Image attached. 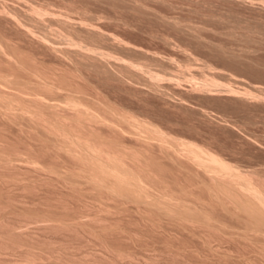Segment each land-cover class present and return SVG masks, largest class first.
Returning a JSON list of instances; mask_svg holds the SVG:
<instances>
[{
    "label": "bare ground",
    "instance_id": "1",
    "mask_svg": "<svg viewBox=\"0 0 264 264\" xmlns=\"http://www.w3.org/2000/svg\"><path fill=\"white\" fill-rule=\"evenodd\" d=\"M21 1L19 0V2H21ZM7 3L8 2H6L4 0L0 1V124H1V128H2V129L0 128V130H3L4 129L3 127H6V128L12 127L13 129H15L13 126L18 127L19 128V129L17 128L18 131L19 130L22 131L23 132L22 134H24V132H25V134L31 138L30 139L28 136H26L24 134L25 137L29 139V141H31V140L33 141L31 143H34V141H35L36 145L41 146L40 148L42 150H46V151L50 152V153L46 152V154L48 153L49 155L51 154V156L53 155L52 157H54L53 158L54 160L51 163L50 162L49 163L48 162L47 163H45V162L41 163L42 157L40 158L39 156H36V154L40 155L42 153V150L39 149L38 146H37L38 147L37 151H40V154L38 152L36 153V151L34 152V153H36L34 155L37 157V159H36V157L34 158V155H32V154H31V156H29L30 154L29 155L23 154V153H27L28 150H26L27 152L25 151V149L24 150L21 149L20 151L19 150L17 151L15 149H20L21 147L20 148L16 147L15 149L12 148L15 151L10 150L11 148H7L6 150H3V151L0 150V166L3 167V169L7 166L6 169H8V166H9V168H12L14 163H16V165L15 164L14 165L17 166V161H21V162L25 161L26 163L28 162V163H30V165L28 163L27 164L25 162L24 163L26 165H29V167H31V168L33 167L32 169L38 168V171L42 170L44 173L49 172V173H47L48 174L47 176H49V178L52 177L51 179H53V176H51L52 174L57 178L56 179L54 177L55 181H53L51 179L44 178V179H46V180H44V181H46V183L50 180V181H53V182L59 184V182L61 181L64 183L65 187H67V188L69 187L70 192H72V194L68 195L66 193L68 195V198H69V196H71V195L73 196V194H74L75 197H77L79 199V200L76 199V201L74 199V201L76 203H77V201L81 202L84 200L83 202H81V205H83L84 210H85V208L86 209L90 208V210H91L92 206L94 207V209L92 208L93 210L90 211V213L93 212L91 216L86 215L87 213L82 215L83 210L82 209H81L82 211L80 210V208H82L81 205H80V208H79V206L75 205L77 207V209L72 206L73 210H74V212L72 211V213H71L72 209L68 210L69 211L68 213L65 210H63V211H65V212H63L61 209L58 210V211H60V213H58L57 211H56L57 213H55L53 207H51V208H53V211L51 209L48 211L45 210L46 212L42 211L43 213H40L39 210L41 208H39L36 211L37 213L35 215H33L35 218L34 221H36V223H38V225L40 222H45V224L47 223V225L49 226L48 227L47 225H45L43 223V225H45V229L50 228L49 230H52V228H54L53 229L54 231L52 230L53 232H56L55 228H57V229H59L58 231H60V229H63V231H64V229H65V231H67V233H68L70 230H67V229L73 228L74 230H76V233L73 229L72 230L74 231L75 234H77L79 231V229H78L79 226H80L79 228H82V226L87 228V225H89V224H87V222L84 223L85 221L82 222L83 220L81 219L82 216L86 215V216L91 217V218L90 217L88 218L89 222L91 219L93 220V223L95 222L96 224H99V225H100V222H102V225H100V227H98L96 224H94L95 230H96V226L98 228L102 227L101 229H103L104 228L103 225L105 226V224H107V223H108L107 224L108 226H105L107 229H108V227L114 228L115 226L117 228L118 225L114 226L111 223L112 221L107 222V221L111 220V219L108 220L110 218L111 214L113 215V218H114V216L115 215L117 216V213H119L120 211L121 212H123V211L131 212L130 210H132V212H134L135 214L138 215L140 220L145 221V223L148 225V227L151 228V230H153V229H154V231L159 230L156 233L160 234L159 232H161V231H165V233L169 231V232H171V233L168 232L170 235L171 234L173 236L175 235L174 238H177L176 237L177 234H178L177 236L180 235V238L178 237L177 239H173L172 235H171V238H172V240L182 241V244H184V248H186V246L188 248V245H186L183 242L185 240L184 237L189 238L193 241L197 240V242L199 241L200 243H202L203 244L202 246H204L208 250L209 253L206 254V256H207L210 254V251L215 250L214 246L212 245V242L214 240L217 242L218 240H216V239H219V240L222 239L223 241H226L227 239H229V240H232L234 242L237 241L238 244L242 243V245H244V248L243 247L242 248L244 250H246V252H248L250 250L249 248H248L249 250L246 249L247 246L250 248L252 247L254 250L261 253L263 256V259H264V169H262L261 166H260L261 168L260 167L255 168L252 165H249L246 163H245V165H243L241 162L243 160H241L240 161L241 163H239L238 160L225 156L224 153L221 152V150H217L218 147L215 149L214 147H212L210 145L211 142H209V141H213L212 139L211 140L208 139L207 143H199V141L201 139L197 142V141H194V139L191 140L192 137L190 139H188V136H187V138L186 137L184 138V136H179L178 132L176 133V131H175V133L177 135L173 134L170 131H168L170 129L167 128L168 129L167 130L164 127H162L165 124L164 125L161 124L162 125L161 126L158 123L159 121L155 122L156 120H160L159 117L154 121L155 118H153L151 116L150 118H153V119H150L147 115L145 116L144 114L147 112L144 113L143 110L141 111V112H143V115H141V114L137 113V111L131 110L130 107L126 108L127 107L126 105H125L126 107H123L124 104H123V106H120L119 104H121V102L119 104L117 103V101H116V103H113V100L111 98H110L111 101L108 100L109 98L108 99L106 98L108 96L106 93H104L105 95H107L106 97H104V99H103V96H104L103 93H102L103 96H101L102 98H100L99 95H101V93H99V91L104 92L103 89H105V88H102V90H100L101 89V88H99L100 86L98 87L99 88L98 89L97 85H94L95 83L92 84V86H96L97 90H99V91L98 92L95 91V92H97V94L95 93L97 96L94 98H90V97L88 98L87 93H89V92L87 90H81L82 87L85 89L86 86H88L89 84L84 82L85 84H87L86 86H85V84L82 85V83L80 84V86H78L79 80L82 79L83 76H84L83 78H85V74L83 72L80 73V70L83 68H86V69L89 68L87 70L85 69L86 72L90 69H93V71L95 70L96 72H99V75H100V72H102L106 76L109 75V76L117 77V78H120L123 76L122 78H124L125 80H126V75H130L131 76L130 78H132V76L133 77L135 76L134 74L137 75L139 73V71L141 72L143 66L145 64L147 65L148 61L151 60V58L149 57V53L148 54L145 53L144 56H145L146 60H147V57L150 58V60L148 59L147 62H145L143 66L141 64L142 61L140 62L139 58H138V60H139L138 62H140V63H138V64L136 63L137 61L135 62V60H133L134 59L133 57H132L133 59L127 58L126 60H122L123 57H121L119 55L122 52L117 54L115 48L113 49L115 51H112V49H110L111 51L108 49L106 51L105 46H103L104 48L100 47V45L102 46V43L99 42V41H101L99 39H102L105 42V43L103 42V44H107L106 36L108 38L109 36H111V34H108L109 36L106 34V36H105L106 40L104 38H100V37L104 36V34H105V32L102 30L104 28H102V29L98 28L95 25H93L92 23H91L92 27H91L90 23H89L90 27H88V25H87L88 23L86 22V21L89 22L88 18H87L88 20H86L84 17H82L85 20L81 19L82 21L79 22L80 20L78 21L77 19H72L71 18L72 14H71L70 18L72 20H76L75 23H73V21L69 18L70 21L72 22L71 23L69 21L68 17L65 18V15L63 16V14H61L62 11H61V13L54 11L56 14L52 13V15H49L50 11L48 10L47 6H43V5L41 6V5L36 4L37 6H41V7H37V6L35 7V5L33 6L32 4L27 2L30 5V7H29V5H27V8L24 7V9L26 8L27 10H24V9L20 8L21 7L20 5H17V6H20L17 8L11 7V6L16 5L17 2H16V4L12 3L14 5L11 4L10 6H9L10 3H8V4ZM24 5L26 6V3H24ZM24 5H22V6H24ZM45 7L47 8V10L49 12L45 9ZM12 8H14V9H12ZM62 10H64V8ZM64 11H66V10H64ZM66 12H65V14H68V12L67 13ZM58 14L62 15L64 18L63 17L60 18ZM45 15H49V16H51V18L48 16L49 17V19H48V18H46ZM53 15H54V17H53ZM57 15H58V18H57ZM76 15H78V14H76ZM46 19H48V20H46ZM78 19H80V18H78ZM46 21H48V22L45 23ZM84 21H85L84 24L87 23L86 25H83L82 22H84ZM44 23L49 24V25H50V23H55L54 24L55 26L57 24L56 28L58 26H60L58 28H60V29L63 28V30L66 31V32L65 31L64 32L67 34H65L63 32L64 35H61L60 34L61 32L59 31L60 29L57 28L58 29L57 30L54 26H53L54 28L52 26H50L51 31H49L47 29V27H45L47 25L43 26ZM78 23H81V24H78ZM74 24L76 26H74ZM51 25H53V24H51ZM42 26H43V28H45V32H44V29H42ZM93 26L98 28V29H101V32L102 31L104 32V33L102 32L103 35L100 36L101 32L100 33L97 32L96 28L94 29ZM50 27H48V28H50ZM52 28L54 30H52ZM46 29L48 31H46ZM49 32L51 33V35L53 32H60L59 34L56 33L58 35V37H60V39L58 38L59 40L57 39L60 42H57L55 40L56 39V36L54 35L55 33H53V35H54V39H53V37H51V35L49 36V34H50ZM60 35L63 38H64V36H66V38L63 41H65V43L67 42V45L69 44L68 46H65L66 44L64 42L63 43L65 44L64 45L65 47H63V44H58V43H61L62 42L61 40L63 39ZM94 36L95 37L99 36L98 37L99 39H97V38L95 39ZM91 37L94 40H99L97 42H99L100 44L98 46L95 45L96 46L95 47L94 43L95 44H98V43L96 41H92L91 39L90 40L94 43H88V42H91L88 39ZM112 37L114 38L115 36L113 35ZM113 38H110L108 40H111V39L114 40ZM119 38H121V37H119ZM115 39L117 41L116 40L109 41V42H111L110 45H112V42H115V41L118 42V39L116 37H115ZM86 40H88V41H86ZM119 43L120 42H118V45H119ZM120 44H122V43H120ZM124 45L126 46V44H124ZM113 46L115 47L114 44H113ZM128 46H130V45H128ZM128 46H126V48ZM106 47H109V46H106ZM112 47H110V48H112ZM118 47H120L121 49L125 48L124 46H121V45ZM132 47L131 46L128 47V48H130V50H127V52L128 51L131 52ZM120 48H117V49H120ZM102 49H105V50H102ZM136 49H139V48L136 47ZM136 49L134 48V50H136ZM134 50H133V52H134ZM123 51L126 52V50H123ZM108 52L110 53V55H112V53L116 52V54L115 53L114 54L118 55V56H115L117 58L115 59V57H114L112 59L111 57H108L109 56ZM137 52H138V50H137ZM140 52H145V51L141 50ZM146 52H148V51H146ZM187 53H188V51H187ZM114 54H113V56H114ZM135 55H139V54L137 53V54H134V56ZM140 55L143 56V53ZM153 55H155V54H153ZM118 57H120L121 59ZM126 57H131V56H128V53H127V56H125L124 59ZM151 57L153 58V56H151ZM154 57H155V60H157L160 56L159 57L154 56ZM109 58L114 63L113 69L109 67L112 65L108 66V64L106 62V60L108 61ZM145 58H143V61H145ZM186 58H188V57H186ZM128 59L130 62L127 61ZM136 59H137V57H136ZM162 59H163V57H162ZM167 59H169V58H167ZM188 59L190 60V58H188ZM63 60H65V61L68 60L70 62V65L68 66V64H67L68 62L65 63V61H64L65 65L68 67V69H64V71L62 72V68L66 67V66H63L64 65ZM117 60H122L124 62H119ZM160 60H161V58H159V60H157V63L159 61V63H158L159 65L161 64ZM163 60L164 61H163L162 66L165 65L164 62L167 63L166 64L167 66H168V64H170L168 62V60H167V62L165 61V59H163ZM56 61H58L57 62L58 64L61 63V61H62L63 65L59 66L56 63ZM109 61H108V63H110ZM131 61H133V62H131ZM172 61H174V60H172ZM134 62L136 63V65L134 64ZM150 62H149V64H150ZM152 62H154V60ZM184 62H186V61H184ZM113 63L111 62V64H113ZM139 64H141L140 65L141 67H139ZM187 64L185 63L184 65H187ZM146 65H145V71L144 72L146 75H148V74L149 75L147 77L143 78L145 74L142 71L141 73L144 74L143 77L138 76V75L135 76V78L138 77L137 82H139L141 80V79H139L141 77L143 79V81H140V83L141 82L144 83V80H145L150 85L147 87L151 88V87H154L156 85L157 80H158L159 84L162 82L160 84L161 87H162V84H166V81L168 83H170V81L172 80V78H173L172 76H171V80H170V78H168V75H167L168 71H166L167 69L164 71L165 75L167 76L166 77L164 74H163L164 75L163 76V75L156 73L157 71L155 72L153 68L151 69L150 65L149 66L147 65L148 66L147 67L148 71H147ZM134 66H135V68H138L137 69V71L139 70L138 73L134 72V70H133V69H135ZM186 67H188V66H186ZM164 68H162V69L164 70ZM168 69H169V67H168ZM214 69H215V67H214ZM65 70L68 72V74H67V72H65ZM143 70H144V68H143ZM149 70H151V71H149ZM171 70H172V68H171ZM135 71H136V69H135ZM90 72H91V70H90ZM179 72H180V70H179ZM87 73L89 74V72H87ZM102 73H101V75H103ZM159 73H161V71ZM169 73L170 74L174 73L175 78H173V79L176 82V80H175L176 79V75H175L176 72H172V73L169 72ZM181 73H183V72L181 71L180 74ZM80 74H82V75H80ZM90 74L92 75V73H90ZM186 74L183 73V77H185ZM192 74H193V72H192ZM99 75H98V78H99ZM124 75H125V77H124ZM179 75H177V77L179 79H182L183 78L181 76L182 74L180 75L182 78H180ZM77 76H79V78H76L77 80L75 81L74 79ZM87 76L88 75H86V78L88 79ZM160 76L163 78L166 77L167 80L161 79ZM73 77H74V79L72 80ZM89 77H90V75H89ZM86 78H85V81L87 82ZM98 78H96L97 81H98ZM108 79H110V78H108ZM128 79H129V77H127L126 81H128ZM183 79H185V78H183ZM208 79H210V80H208ZM208 79L205 78L202 83H204V86L206 84H209V85L205 86V87H208L209 89L208 88H206V89H208V90L212 89V90L216 91V88H214V87L211 88V86L216 85V83L218 81H214V79H211V78H208ZM82 80H84V79H82ZM103 80H101V81H103ZM125 80H123V81H125ZM130 80H132V79H130ZM130 80H129V82H130ZM162 80L164 81V83ZM91 81H92V79H91ZM91 81H89V83ZM110 81H111V79H110ZM135 81L136 80L134 79V82ZM172 81L170 84H168V83L167 84L172 85L174 83ZM205 81H207V83ZM209 81H211L213 83H209ZM73 82H75L76 84L78 83V85H76L75 83L72 84ZM178 82H180V81H178ZM123 84H124V82H123ZM191 84H192V86L194 85L193 82ZM196 84H197V82H195V85ZM198 84L196 85L197 87H198ZM217 84H219V83H217ZM99 85H102V84L99 83ZM139 85L140 84H138L137 86H139ZM201 85H203V84H201ZM201 85L199 84L200 87L205 88L204 86H201ZM160 86L158 85V88H156V86H155V88H154L155 92L154 93H156V89L159 90V91L157 90L159 93H162V91L164 92L165 88L160 90V88H161ZM196 86H195V88L197 89V91L201 92V94H202V92H206V91H207V93L210 94V92H208V90H204V89L202 90V88H200V87H198L200 89V90H198V88ZM139 87H141V86H139ZM163 87H166V86H163ZM173 87L175 90V87H177V85H175ZM88 88H89V86L86 89H88ZM90 88H92V87H90ZM96 88L94 89V87H93V89H91V90H96ZM167 88H169V87H167ZM191 88L192 87L190 86V92L196 90L195 88H194V90H193V88L192 89ZM229 88H231V87L230 86L227 87V92L231 91L230 92L231 94L228 92L230 94V96L235 95L236 98L238 97V99H241V101H243V100L246 101L249 98L248 94H250V92H248V94L246 93L249 90H246V92H244V93H242V91H240V93H242V94H239V93H237L238 89H235L234 92L237 91L236 92L237 94L236 93L234 94L233 90L229 89ZM217 90H218V88H217ZM167 91H169V90H167ZM197 91H195V92L200 94ZM221 91L219 93H221ZM83 92L86 93V96L83 94ZM92 92L93 91L90 92L91 95H93ZM227 92L224 93V91H223L222 93H224L225 96H227L228 95ZM232 92H233V94H232ZM260 92H263V91H260ZM207 93H205V94H207ZM217 93H218V91H217ZM217 93H215V94L219 95ZM163 94L168 96L167 92L166 93L164 92ZM211 94H213L212 91H211ZM224 94H223V96H224ZM244 94H246L248 98L245 97ZM258 94H257V96H258ZM159 96H160V94H159ZM162 96L163 95H161V97ZM249 96L251 98L252 94H250ZM178 97L180 98L183 96L180 95ZM259 97H261V96L259 95ZM162 98L165 99V96ZM250 98H249V101H250ZM252 98H251V101L254 99H257V98H253V99ZM170 99H171V97H170ZM260 99H259V101H260ZM181 100H182V98H181ZM261 100H263V99H261ZM255 101L256 100H254V102ZM175 102H176V100H175ZM186 102L187 101L185 100V103ZM257 102H258V100H257ZM260 102H262V101H260ZM263 102H264V100H263ZM179 103H182V102H178V104ZM169 105H170V103H169ZM181 105H183V104H181ZM138 111H140V110H138ZM150 112H148V113H150ZM150 114H152V113H150ZM206 114H208V113H206ZM154 115H156V114L154 113ZM160 117L162 118V116H160ZM245 119H243V121H241V122L243 123ZM248 120L246 121V124H247ZM250 121H251V119H250ZM163 123H164V121H163ZM8 124L13 125V126H5ZM171 124H169V125H171ZM231 124H234V123L232 122ZM166 126H168V125H166ZM247 126H248V124H247ZM12 128L9 130L10 132L13 131ZM3 131L7 132V130H3ZM3 131H2V133L4 134L5 132H3ZM248 133H250V132L248 131ZM3 134H1L2 136L0 135V137L1 138L5 137L4 139L6 140V135L4 136ZM253 134H255V133H253ZM181 135H183V134H181ZM17 137L18 136L16 135V138ZM19 137H21V136L19 135ZM26 138H24V140L22 138V140L25 142L28 141ZM4 139L0 140V141H3V143H4L5 142ZM19 139H18V141H20ZM7 142L4 144L1 142L5 148H6L5 144H7ZM25 142H22V144L20 146H22L24 143V145L26 147H23V148H27L29 150H32V152H33V149H36V146L31 149L32 145L31 146L29 145L27 147ZM201 142H203V141L201 140ZM204 142H206V141H204ZM217 143H218V141H217ZM219 143L223 145L222 142H219ZM251 143H253V142L251 141ZM212 145H214V141H213ZM218 145H216V146H218ZM221 146H219V147H221ZM0 147H2L0 149H3V146L1 144H0ZM11 147H13V145ZM222 148H224V147H222ZM227 148H228V146H227ZM229 148L231 149V147H229ZM229 148H228V150L230 151ZM8 149L11 152H7ZM22 150L24 152H22ZM240 152H244V151L240 150ZM43 153H45V152H43ZM43 153L41 155H43ZM228 153H230V152H228ZM48 154L47 155L44 154V155H45V157L50 158V157H48L49 156ZM238 154L239 153H235V155H238ZM230 155H232V154H230ZM38 157H39L40 162L38 160ZM55 157L58 158V160H60V164ZM243 157H245L244 154H243ZM248 157H249V155H248ZM248 157H247V159H248ZM47 158H43V159H47ZM60 158H62L63 160ZM252 159L254 160V158H252ZM55 160L59 165H55L56 162H55V164L53 163ZM61 160H62V162H61ZM43 161H46V160H43ZM24 163H22V164H24ZM18 164H20V163H18ZM256 164H257V162H256ZM13 168H17V167H13ZM3 169L2 168L0 169L1 173L11 171V172H7V173L8 174L11 173L14 175H12V177H7L8 174H6V173H5L6 175L0 174V175H2V176H0L1 180L2 179L8 180L9 178H10V180L12 178H13L12 180H16V177L19 178V176H20V174L19 175L17 174V172H19V171L16 172L14 170L12 173V170L3 171ZM11 174H10V176H11ZM16 174L18 176H15ZM37 175L39 177H44V176H40L39 174H37ZM13 176H15V178ZM35 177L37 178L36 175H35ZM18 178H17V180H18ZM39 179L43 180L42 178H39ZM33 180H36V179L33 178L32 181ZM40 180H38V178H37V182H39L40 184H42L41 182L44 183V181H40ZM57 180H60V181L58 182ZM27 181L28 180H26L25 182L24 181H21V182L27 183ZM12 182H14V181H12ZM17 182H19V181H17ZM33 183H34V181H33ZM33 183H31V184H33ZM38 184L36 183V186ZM50 184L52 185L53 183L50 182ZM20 186H22V185H20ZM33 186H34V184H33ZM57 186L58 185H56V187ZM60 186H63L62 183H60ZM3 188H5V187H3ZM43 188H45V187H43ZM43 188H41V189H43ZM13 189H15V187ZM68 190L69 189H67L66 191H68ZM16 192H17V190H16ZM11 193H13V192H11ZM61 193H60V196L58 195L59 198L61 197L62 194L63 195L65 194L64 191L62 194ZM37 194H39V193H37ZM54 194H56V193H54ZM10 195L13 196L14 194L12 195L9 193V196ZM67 195H65L64 197L62 196V197L64 199L66 197V199H67ZM9 196L7 195L8 198H9ZM58 196L56 197V200L59 199ZM72 196H71V198H72ZM5 198H6V196H5ZM8 198H6L7 202L5 201L7 204H8V201L10 202L12 197L9 198L10 200ZM14 198H15V196H14ZM73 198H74V196H73ZM64 199L62 201L59 200V203H58V201H56V202L54 201V202H55V204L57 203L58 206H61V205H59L60 202L64 201V202H66V205L63 204L64 202L61 204L65 205L66 207L65 206H62V207L69 209L70 208L69 206L71 205V204L69 205V203H70V201H73V199L72 200L67 199L69 202L66 201V199L65 200ZM26 200H29V199H26ZM87 200H90L89 202H91V204H93L91 207H90V204L88 205ZM74 201H73V203H74ZM0 202L4 203L3 200H1V199H0ZM45 202H46V208L49 206V209H50L51 205H47V203L49 204L50 202H47V201H45ZM52 202H53V200H52ZM52 202H51V204H52ZM54 202H53V206H54ZM84 202L86 203V206H89V208L85 207ZM1 203H0V205H2ZM6 203H5V205L9 206ZM36 203L38 204V202H36ZM67 203H68V207H67ZM78 203H77V205H78ZM10 204H12V202ZM19 204L22 205L21 203H19ZM23 204H24V202H23ZM58 206H56V208ZM2 207H3V205H2ZM11 207H12V205L10 206V208ZM31 207H33V205ZM42 207H44V206H42ZM78 208H79L80 213H82V214H80L79 211L77 212ZM44 209H45V207H44ZM44 209H42V210H44ZM1 210H3V211L4 210L5 211L6 210L7 211H13L14 210L15 211V208L13 210L12 209L10 210L9 208H6V209L0 208V211ZM22 210H20L21 213L23 211L25 213L28 211V210L27 211H25V210L22 211ZM30 210L33 211L34 209H30ZM114 210L117 211V213ZM32 211H30V213H32ZM38 211H39V213H38ZM61 211L64 214L65 213L69 214V215L65 214L69 217H66L63 213H61ZM87 211H89V210H87ZM113 211H114V213H113ZM4 212L1 211L0 213L2 214ZM16 212L18 213L17 210H16ZM34 212H35V210L33 211V213ZM121 212H120V214H121ZM129 212H128L129 217H132V215L135 216V214H133V213L131 214ZM30 213L28 214L29 216H30ZM106 213L108 215L110 213L109 218L107 217ZM125 213H127V212H125ZM125 213H124L123 217L126 215ZM120 214H118V215H120ZM16 216H17V214H16ZM33 216H31V217H33ZM116 216H115L116 222L115 223L113 222L114 224L119 223V221L122 219L125 220L126 217L128 218V215L125 216L124 218L120 217L121 216L120 215L118 219H120V218H122V219H120L118 221ZM25 217H26V215H25ZM135 217H137V216H135ZM111 218H112V216H111ZM139 218H136V219H138L137 220L138 222H139ZM1 219H0V221H1ZM85 219H87V217ZM88 219H87V221H88ZM133 219L135 220V218H133ZM133 219H131V220L128 219V221L131 222ZM14 221H15V219H14ZM79 221H81V222H79ZM137 221H135V223H138ZM121 222H123V221H121ZM109 224L113 225V226H110ZM138 224H140V222ZM17 225L18 224H16V225L14 224L11 226V224L9 223L6 227L7 231L9 229V226H11V228H14L13 226H17ZM21 225H24V224H21ZM21 225L19 223V225H18L19 230H18V227H16L17 230H15L16 228L14 230L17 231L18 233H19L20 229L22 231L23 230L25 231V229L27 230V228L24 229V227H23V229L20 228ZM38 225H36L35 227H38ZM43 225H42V227L39 225V227L42 229ZM91 225H92V223H91ZM120 225H119V227H120ZM142 225H145V224H142ZM46 226L48 228H46ZM91 227H89V228H91ZM133 227H132V229H129L131 232L133 230ZM139 227H141V226H139ZM144 227L146 228V226H144ZM4 228H5V226H4ZM11 228H10V230L12 231L13 229H11ZM92 228H91V230H92ZM109 229H108V231H109ZM118 229L121 230V227ZM118 229H116V230H118ZM134 229H136V227ZM147 229L149 230V228H147ZM112 230L116 231L115 228L110 229V231H112ZM129 230H127V231H129ZM4 231L2 230L1 233H3ZM11 231L8 233V238H9V236L11 238H13V234H11V233L14 231H12V232ZM22 231H20V232H22ZM82 231L83 232H81V233L79 231L78 236L84 235L83 233H85L87 230L84 229ZM92 231L89 230L88 232L92 233ZM94 231H93V233H94ZM99 231H102L103 234H105L104 232H106L105 228L103 230L99 229ZM5 232H4V235L2 234L3 238H5L7 236V234L5 235ZM27 232H28V230H27ZM36 232H37V230H36ZM38 232H41V231H38ZM18 233H15V234H18ZM22 233H24V232H22ZM22 233H19V234H22ZM41 233H43V232H41ZM91 233H89V234H91ZM130 233H128V235ZM25 234H27V233H25ZM29 234H30V232H29ZM68 234H71V233H68ZM87 234L88 233L86 232V235ZM96 234H97L99 239L101 238V236L102 237L106 236V234L101 235L100 232L99 233L96 232ZM161 234H162V232H161ZM163 234H164V232H163ZM18 235H14L15 239L17 238ZM34 235H36V234H34ZM91 235H89V236L91 237ZM128 235H127V237H128ZM130 235L132 237L133 234L131 233ZM20 236H23V234ZM25 236H26L25 238L30 237L27 235H25ZM137 236H139V235H137ZM169 236L167 235L166 237H169ZM182 236H183V238H181ZM0 237H1V234H0ZM85 237H84V239L87 238V237L86 238ZM92 237H93L92 241H94V238H96L95 234ZM104 237L102 239H106ZM22 238H23L22 240H20V239L18 240V238H17L16 240H11V242L9 241L10 239H7L6 241H7V243L8 242L12 243V241H16L14 245L12 244L13 247H16V246L20 245L21 243H25L24 237H22ZM34 238H35V236H34ZM51 238H53V237H51ZM64 238H65V236H64ZM70 238L68 237L67 240H69ZM98 238H96L97 241L99 240ZM171 238L169 237V239H171ZM54 239H52V240H54ZM75 239H77V237ZM81 239H82V237H81ZM81 239H80L79 244H81V242L82 243L85 242V244H86V241L85 240L82 241ZM111 239H114V238H110V241H111ZM165 239H167V238H164L163 242L166 241ZM169 239H167L166 243H168ZM179 239H182V240H179ZM26 240H31V239H26ZM44 240H46V239H44ZM49 240L51 241V239H47V242ZM59 240H61V239H59ZM59 240H57V242ZM71 240H73V239H70L69 241H71ZM86 240H88V239H86ZM125 240H127V239H125ZM132 240H133V238H132ZM139 240H141V239L139 238ZM147 240H150V239H147ZM191 240H190V242H191ZM6 241L5 242L3 241L2 244L1 243L0 244L4 245V247H5V245H7V244H3V243H6ZM20 241H23V242H20ZM31 241H33V240H31ZM54 241H56V240H54ZM54 241H52L54 244L52 242L49 243V245H50L49 249L53 245H55L56 248H60L61 249L60 251L62 252V246H65V247H63L64 250L67 247L65 245L67 243L62 245L63 238H62L61 242L59 241L62 246L57 244V242H56V244H57L56 245ZM88 241H90V240H88ZM99 241H101V239ZM104 241H105V243H107V240H103V242ZM135 241H137V240H135ZM159 241H161V240H159ZM171 241L169 242L170 244H172ZM232 241H230V242H232ZM0 242H1V238H0ZM17 242H20V244L17 245L16 244ZM27 242L30 244L29 241H27ZM36 242L37 241H35V243ZM41 242H43V241H41ZM44 242H45L44 244L47 245L46 241H44ZM72 242L73 241H71V243ZM75 242H77V241H75ZM139 242L141 243V241H139ZM153 242L155 244V241H153ZM156 242H158V241L156 240ZM185 242H186V240H185ZM216 242H215V244H216L215 247L217 246ZM10 243H8V246L10 245ZM33 243L34 242H32L30 245L32 246ZM90 243L91 242H89V244ZM94 243H95V241H94ZM98 243H101V242H98ZM105 243H104V247L106 248L105 250L108 251L110 248H112V250L114 252L116 251L115 252L116 257L119 256V257H117V259H120V256L122 258L123 255L125 257L129 256L130 258L133 257V256H131L133 254V253H131L132 250H130L128 253H126L127 251L124 252L122 250L124 253L122 251H120L121 247L123 245L119 248L118 246H114V245L110 246V244H109V246H108V244L105 245ZM108 243H110V242H108ZM187 243L190 244L189 241ZM221 243H223V242H221ZM29 244H28V246H30ZM37 244L40 245L39 242H37ZM41 244H43V243H41ZM77 244H78V242H77ZM85 244L83 243V245H85ZM111 244H112V242H111ZM164 244L165 243H163V245L162 244H160V245L165 246ZM228 244L230 245L229 241H228ZM58 245H59V247H57ZM73 245H74V243H72V246ZM78 245H77V247H78ZM92 245H94V244H92ZM175 245H174V247H179V246H175ZM190 245H191L190 249H192V247H194V246L192 244H190ZM194 245H195V247L197 246L196 244H194ZM242 245L240 244V246H242ZM68 246H71V244H69V242H68ZM75 246H73V247L75 248ZM96 246H98V245H96ZM166 246H168V245H166ZM166 246L161 247V249L162 248L165 249ZM7 247L5 248V251H6V249H8ZM9 247H11V246H9ZM18 247H20V246H18ZM114 247H118V249H116ZM169 247H171V246H169ZM169 247L167 248V250L170 249ZM174 247L172 246L173 249H174ZM180 247H182L181 244H180ZM237 247H238V245H237ZM3 248L2 247L0 248V250L1 249L3 250L1 253L4 252ZM22 248H20V249H22ZM37 248H39V247H37ZM42 248H44V247H42ZM187 248H186V250H187ZM232 248H233V245H232ZM252 248H251V250H252ZM16 249L17 248H15V250ZM26 249H27V247H26ZM49 249H48V251L53 249V247L50 250ZM84 249H86V248L84 247ZM180 249L181 248H179L178 252H180ZM216 249H217V251L221 250V249L219 250L218 248H216ZM238 249H241V248H238ZM58 250L59 249H57V252H60ZM182 250H183V248L181 249V252L183 253ZM192 250H194V249H192ZM192 250H191V252H194ZM199 250H198V252H199ZM207 250L206 251L203 250V252L206 253ZM41 251H43V250H41ZM70 251H72V250H70ZM102 251H104V250H102ZM109 251L112 253L111 250H109ZM168 251H171V250H168ZM241 251L243 253V250H241ZM80 252L81 251H79V253ZM141 252H142V250H141ZM240 252H238V253L236 252V255L238 256V254ZM250 252H248V253L250 254ZM72 253H73V251H72ZM72 253H70V254H72ZM111 253H109V254H111ZM115 253H113V254L115 255ZM211 253L216 254L217 252L215 250V252H211ZM219 253L221 254V253H223V251L219 252ZM224 253H226V252H224ZM242 253H241L242 258L241 257L240 258L243 259V261H244V260H246L248 253L245 254V256L247 255L246 258H243L244 253L243 254ZM252 253H253V251H252ZM254 253H253V255L260 256V254H256V252H254ZM113 254H111V256H113ZM135 254H136V252H135ZM171 254H172V251H171ZM178 254H179V256H178ZM178 254H175V252H174V255L175 256L177 255L179 258L181 253H178ZM198 254H200V253H198ZM226 254H231V253L228 252ZM226 254H225V256L222 257L223 259L225 257V259H224L225 262L227 260ZM54 255H55V253H54ZM56 255H58V254L56 253ZM218 255L219 254H217V256H216L217 260H218V258L221 259L220 257L222 256L221 255L220 257H218ZM59 256H60V254H59ZM68 256L65 255V257H66L65 259L63 256V260L66 261V259H68L70 257V256L69 257ZM80 256H82V257H80L81 261H80V258L77 259V257H79V256H77L75 259L80 261V263L84 262L83 264H85V263L86 264H90V263L92 264L94 262L95 263L98 262L96 264H100L103 262L104 258L106 257V255L105 256L103 255L102 257H104V258L101 260L100 258H98V259L95 258L96 257L95 255H94L95 257L92 255L94 258H89L92 256H87V254H82ZM184 256H186V254ZM188 256H190V255H188ZM195 256L197 257V255H195ZM199 256H201V255H199ZM229 256L230 257H228V258H230V259L234 258V255H229ZM251 256L249 257V260H251V258H252ZM109 257H110V255H109ZM116 257L114 258L115 260H116ZM129 257H127V259ZM167 257H169V256H167ZM30 258L34 259V257L33 258L30 257ZM71 258L72 257H70V259H69L70 261L73 260ZM158 258H160V256ZM181 258H184V257H181ZM194 258L195 257L193 256L192 260H194ZM200 258H204V257H200ZM200 258L198 257L197 259L200 260ZM260 258L255 257L254 261H255V259L258 261V259H260ZM108 259L110 261V259L112 260V257H110V258L107 257V259H105V260H108ZM138 259H139V257H138ZM146 259H149V258H146ZM166 259H168V258H166ZM206 259H209V256ZM213 259H214V257H213ZM223 259H221V260H223ZM235 259H236V257H235ZM29 260L30 259H28L27 261H29ZM202 260H204V259H202ZM202 260H200V261H202ZM214 260L216 261V259H214ZM236 260L237 261H235V260H231V261L239 262L238 259H236ZM249 260H248V262H249ZM260 260H261L260 262H264V261H262V259H260ZM31 261L32 260H30L29 263ZM130 261H132V260H130ZM229 261L230 260H228V262ZM241 261L242 260H240V262ZM66 262H65V264L69 263V261H66ZM154 262L152 264H154ZM158 262H159V260L157 261V263ZM195 262H197V261H195ZM203 262H205V260ZM235 262H233V263H235ZM248 262H245V263L247 264ZM14 263L16 264V262H14ZM45 263H47V262H45ZM71 263H73V261H71ZM74 263H76L75 260H74ZM136 263H138V262H136ZM241 263H244V262H241ZM251 263L255 264L253 262H251ZM191 264H193V263H191ZM235 264H237V263H235ZM262 264H264V263H262Z\"/></svg>",
    "mask_w": 264,
    "mask_h": 264
},
{
    "label": "rangeland",
    "instance_id": "2",
    "mask_svg": "<svg viewBox=\"0 0 264 264\" xmlns=\"http://www.w3.org/2000/svg\"><path fill=\"white\" fill-rule=\"evenodd\" d=\"M1 1V0H0ZM3 1V0H2ZM4 1H6V2H8V3H10L9 4V6L12 4V3H14V4H16V2H17V4L16 5H14V4H12V5H14V6H11V7H15V8H17V7H20V8H22V9H24V7H26L27 8V5H29L28 3H30V4H32L33 6L35 5V7L37 6V5H43V6H47L48 7V10L50 11V14L49 15H52V13H54V14H56L54 11H56V12H60L61 13V11H62V13L61 14H63V16L65 15V18H67L68 17V19L70 18V16H71V14H72V16H71V18L72 19H77L79 22H81L84 18L86 19V20H88L89 19V22L88 21H86L87 23V25H88V27H90V24L92 23L93 25H95L96 27H98V28H104V29H102L104 32H105V34H104V36H102V37H100V38H104L105 39V36H106V34L108 35V34H111V36H109L108 38H107V36H106V39H107V44H103V40L102 39H99L97 36L95 37V39L97 38V39H99V40H101V41H99V40H94V39H92V37L91 38H88L89 40L91 39L92 41H99V42H101L102 43V46L100 45V47L102 48L103 46H105V48H106V51H107V49L108 50H110V49H112V51H115L116 50V52H117V54H119V53H121V54H119L121 57H123L122 58V60H126L127 58H131V59H133V60H135V62L138 64V63H140L141 61V64H142V66L144 65V63L145 62H147V60L149 59L150 60V58H151V60L153 61L154 60V62H152L151 60V62L150 61H148V63H147V65L149 66H151V69L153 68L154 69V71L156 72V73H158V74H160V75H165V73H164V71L166 70V71H168L167 72V75H168V78H170V80H171V76L173 77V78H175L174 77V73L173 74H170L169 72H176V82L174 81V79L172 78V82H174L172 85H168V84H170L171 83V81H170V83H168L166 80V77L165 78H163V77H161V79H166L165 81H166V84H162V87L163 86H166V87H161L160 86V84L162 83H160L159 84V82H158V80H157V83H156V88H158V85L161 87H159L160 88V90H162V89H164V92L166 93L167 92V95L168 96H166L165 94H163L164 92L162 91V93H159L158 91V89H156V93H154L155 92V90H154V88H155V86L154 87H147V86H150L149 85V83H147V81H145L144 80V83H140V81H143V79L140 77L139 79H141L139 82H137V80H138V77L137 78H135V76H142L143 77V75L145 74V65L143 66V68H144V70H143V68H142V71H143V73H141L139 70V73H138V71H137V69L138 68H135V66H134V68L136 69V71H135V69H133L134 70V72L136 73H138L137 75L136 74H134L135 76L133 77L132 76V78H130L131 76L130 75H126V80H127V77H129V79H128V81H126L124 78H122V77H120V78H117V77H112V76H109V75H105V74H103L102 72H100V75H99V72H96L95 70L93 71V69H90L91 70V72H90V70H88L87 72H89V74L86 72V70L87 69H89V68H83V69H81L80 70V73H84L85 74V78H86V75H88L87 77H88V79H87V82L85 81V78H83L82 76V79H84V80H82V79H78L79 80V85H78V83L76 84L75 82H73L72 84H76V85H78V86H80V84L82 83V85L83 84H85V83H87V84H89L88 86H89V88L88 89H86L88 86H86L87 84H85V86H86V88L84 89L83 87H82V89L81 90H87L89 93L91 92V91H93L92 92V94L93 95H91V93L89 94V93H87V95H88V98L90 97V98H94V97H96L97 95V92L99 91V90H97V88L99 87V88H101L100 90H102V88H105V89H103V91L104 92H100L99 91V93H101V95H99L100 96V98H102L101 96H103V94L104 93H106L107 95H105L104 94V96H103V99H104V97H106L109 101H111L110 100V98L113 100V103H116V101H117V103L119 104L120 102H121V104H119L120 106H123V104H124V106L123 107H126V108H128V107H130V109L131 110H134V111H137V113H139V114H141V115H143V112L145 113V112H147V113H145L144 115L146 116H148L149 118L152 116L153 118H155L154 119V121L159 117V119L161 120H156L155 122H157V121H159L158 123L161 125V124H165L164 126H162V127H164L165 129H170V130H168V131H170L171 133H173V134H176L177 132H178V135L179 136H184V138L186 137L187 138V136H188V139H190L191 137V140H193L194 139V141H199L200 139L203 141V142H201V140L199 141V143H207V141H208V139L209 140H213L214 141V145H212V143H213V141H209V142H211V146L212 147H214L215 149L217 148V150H221V152L222 153H224V155L225 156H227V157H231L232 159H236V160H238L239 161V163H241L242 162V164L243 165H245V163L246 164H249V165H252L253 167H262V169H264V102H263V100H264V0H20L21 2H19V0H4ZM11 1V2H10ZM24 1V2H23ZM117 1V2H116ZM28 2V3H27ZM131 2V3H130ZM3 3V2H2ZM7 3V4H8ZM24 3H26V6L24 5ZM4 4V3H3ZM37 4V5H36ZM70 4V5H69ZM17 5H20V6H17ZM22 5H24V6H22ZM8 6V5H7ZM8 6V7H9ZM41 6H37V7H41ZM140 6V7H139ZM145 6V7H144ZM29 7H30V5H29ZM28 7V8H29ZM262 7V8H261ZM19 8V9H20ZM24 9V10H27V9ZM52 8V9H51ZM64 8V10H66L67 12H68V14H65V12L66 11H64V10H62ZM12 9H14V8H12ZM45 9L47 10V8L45 7ZM56 9V10H55ZM146 9V10H145ZM47 10V11H48ZM48 11V12H49ZM52 11V12H51ZM64 12V13H63ZM66 12V13H67ZM70 14V15H69ZM76 14H78V15H76ZM49 15H45L46 16V18H48L49 19V17L51 18V16H49ZM59 15V17L61 18V17H63L62 15H60V14H58ZM58 15H57V18H58ZM68 15V16H67ZM83 15V16H82ZM95 15V16H94ZM49 16V17H48ZM94 16V17H93ZM53 17H54V15H53ZM56 17V16H55ZM82 17H84V18H82ZM64 18V17H63ZM70 18V19H71ZM78 18H80V19H78ZM88 18V19H87ZM48 19H46V20H48ZM70 19H69V21H70ZM71 19V20H72ZM82 19V20H81ZM84 19V20H85ZM94 19V20H93ZM96 19V20H95ZM214 19V20H213ZM175 20V21H174ZM73 21V23H75V21L76 20H72ZM173 21V22H172ZM254 21V22H253ZM48 21H46L45 23H47ZM50 22V21H49ZM71 22V21H70ZM175 22V23H174ZM43 24V26H45V25H47V26H45V27H47V29L49 30V31H51L50 29H51V27L50 26H54L55 28H56V26H57V24H56V26L54 25L55 23H50V25L49 24ZM72 23V22H71ZM77 23V22H76ZM83 23V25H86V24H84L85 23V21L84 22H82ZM90 23V24H89ZM95 23V24H94ZM51 24H53V25H51ZM78 24H81V23H78ZM92 24H91V27H92ZM260 24V25H259ZM49 25V26H48ZM43 26H42V29H44V32H45V28H43ZM73 26V25H72ZM74 26H76L75 24H74ZM73 26V27H74ZM179 26V27H178ZM195 26V27H194ZM48 27H50V28H48ZM53 27V28H54ZM58 27H60V26H58ZM57 27V28H58ZM96 27H94L93 26V28L95 29ZM52 28V30H54ZM56 28V29H57ZM75 28V27H74ZM98 28H96V31L97 32H101V29H98ZM131 28V29H130ZM46 29V31H48ZM58 29H60V28H58ZM57 29V30H58ZM62 30H63V28H61ZM59 30L60 32H53V33H55L54 35L56 36V41L57 42H60V41H58L59 39H60V37H58V35L56 34V33H60L61 35H64V33L66 32L65 30ZM203 29V30H202ZM56 30V31H57ZM100 30V31H99ZM43 31V30H42ZM65 31V32H64ZM102 31V32H103ZM64 32V33H63ZM100 33V36L101 35H103V33ZM107 32V33H106ZM113 32V33H112ZM47 33V32H46ZM50 33V32H49ZM53 33H52V35H53ZM63 33V34H62ZM48 34V33H47ZM65 34H67V33H65ZM51 35V33L49 34V36ZM51 35V37H53V39H54V35L52 36ZM60 35V36H61ZM115 36L117 39L119 38V37H121V38H119L118 39V42H120V43H122V44H120L119 43V45H118V42H116L117 40L115 39V37L113 38L112 36ZM119 35V36H118ZM62 37V36H61ZM59 38V39H58ZM63 38V37H62ZM66 38V36H64V38L61 40L62 42L61 43H58V44H63V47H65V46H68L67 45V42L65 43V41H63L64 39ZM110 38H113L114 40H116L115 42H112V45H110L111 44V42H109V41H114V40H108V39H110ZM169 38V39H168ZM197 38V39H196ZM58 39V40H57ZM105 39V40H106ZM90 40V41H91ZM120 40V41H119ZM67 41V40H66ZM86 41H88V40H86ZM88 42V43H94V42ZM122 41V42H121ZM126 41V42H125ZM170 41V42H169ZM66 44H64V43ZM99 42H97L98 44H95L94 43V46L95 45H99L100 43ZM109 42V43H108ZM105 43V42H104ZM126 44V46H128V45H130L131 47L133 46H135L134 48L136 49V47L137 48H139V49H136V50H134V48L132 47V51L130 52V51H128L127 52V50H130V48H128V47H130V46H128L127 48H126V46L124 45V44ZM172 43V44H171ZM113 44L115 45V47L113 46ZM65 45V46H64ZM124 46L125 48H122L123 50H126V52H124L120 47H118V46ZM168 45V46H167ZM180 45V46H179ZM191 45V46H190ZM216 45V46H215ZM61 46V45H60ZM106 46H109V47H106ZM113 46V47H112ZM96 47V46H95ZM110 47H112V48H110ZM104 48V47H103ZM115 48V50H113ZM117 48H120V49H117ZM142 48V49H141ZM100 49V48H99ZM102 50H105V49H102ZM120 50V51H119ZM122 50V51H121ZM133 50H134V52H133ZM137 50H138V52H137ZM141 50H143V51H145V52H140ZM111 51V50H110ZM109 51V52H110ZM146 51H148V52H146ZM187 51H188V53H187ZM105 52V51H104ZM108 52V54H109V56L108 57H111L112 59L115 57V56H118V55H115L116 54V52H114V53H112V55H110V53ZM130 52V53H129ZM186 52V53H185ZM127 53H128V56H131V57H126L125 59H124V57L125 56H127ZM139 54V55H135L134 56V54ZM143 53V56L145 55V53H149V57L150 58H148L147 56V60H146V58H145V56L143 57V56H141L140 54H142ZM151 53V54H150ZM155 54V55H153V54ZM158 53V54H157ZM225 53V54H224ZM113 54H114V56H113ZM123 55V56H122ZM153 56V58L151 57V56ZM185 55V56H184ZM113 56V57H112ZM139 56V57H138ZM141 56V57H140ZM154 56H160L159 58H161V60H160V62H161V64L159 65L158 63H159V61H158V63H157V60H159V58L157 59V60H155V57ZM163 57V59H165V61L167 62V60H168V62L170 63V64H168V66L166 65L167 63H165L164 62V64L166 65H163L162 66V64H163V59H162V57ZM191 56V57H190ZM196 56V57H195ZM133 57V58H132ZM136 57H137V59H136ZM145 58V61H143V58ZM172 57V58H171ZM186 57H188V58H190V60L188 59V58H186ZM193 57V58H192ZM117 57H115V59H116ZM118 58H120V57H118ZM138 58L140 59V62H138L139 60H138ZM167 58H169V59H167ZM114 59V60H115ZM121 59V58H120ZM129 59L127 60V61H129ZM106 60V59H105ZM109 60H110V58H109ZM108 60V61H109ZM122 60H117V61H119V62H124V61H122ZM172 60H174V61H172ZM189 60V61H188ZM64 61L65 60H63V63H64ZM108 61L106 60V62H107V64H108V66L109 65H112V66H109L110 68H114V63H113V61H109L110 63H108ZM172 61V62H171ZM184 61H186V62H184ZM188 61V62H187ZM58 61H56V63H57ZM68 62V63H67ZM111 62L113 63V64H111ZM130 62V61H129ZM128 62V63H129ZM131 62H133V61H131ZM134 62V64L136 65V63ZM149 62H150V64H149ZM156 62V63H155ZM174 62V63H173ZM177 62V63H176ZM180 62V63H179ZM190 62V63H189ZM63 63H62V61H61V63H57L59 66H62L63 65ZM65 63H67L68 64V66L70 65V62L67 60V61H65ZM65 63H64V65L63 66H66L65 65ZM127 63V62H126ZM153 63V64H152ZM187 64V65H184V64ZM141 64H139V67H141L140 65ZM156 64V65H155ZM205 64V65H204ZM211 64V65H210ZM146 65V70L148 69L147 66ZM170 65V66H169ZM173 65V66H172ZM182 66V67H181ZM184 66V67H183ZM186 66H188V67H186ZM204 66V67H203ZM165 67V68H164ZM167 67V68H166ZM168 67H169V69H168ZM190 67V68H189ZM192 67V68H191ZM208 67V68H207ZM214 67H215V69H214ZM159 68V69H158ZM162 68H164V70L162 69ZM171 68H172V70H171ZM174 68V69H173ZM64 69H68V67L66 66V67H63L62 68V72L64 71ZM86 69V70H85ZM150 69V68H149ZM162 69V70H161ZM61 70V69H60ZM83 70V71H82ZM159 70V71H158ZM179 70H180V72L182 71L183 73H187L186 74V76L188 77H186L185 75V77H183V73H181L180 74V72H179ZM148 71V70H147ZM149 71H151V70H149ZM161 71V73H159ZM188 71V72H187ZM196 71V72H195ZM65 72H67L66 70H65ZM64 72V73H65ZM86 72V73H85ZM95 72V73H94ZM178 72V73H177ZM192 72H193V74H192ZM90 73H92V75L90 74ZM101 73L104 75H101ZM147 73V72H146ZM170 75H169V74ZM67 74H68V72H67ZM94 74V75H93ZM99 75V78H98V75ZM140 74V75H139ZM148 74V73H147ZM183 77V78H185V79H183L180 75ZM191 74V75H190ZM205 76H204V75ZM80 75H82V74H80ZM89 75H90V77H89ZM146 75V74H145ZM144 75V77L143 78H145V77H147L148 75H146L145 76ZM163 75V76H164ZM177 75H179V77L180 78H182V79H179L178 77H177ZM207 75V76H206ZM102 76V77H101ZM190 76V77H189ZM210 76V77H209ZM80 77V78H81ZM124 77H125V75H124ZM76 78H79V76H77V77H75V79H74V77L72 78V80L74 79L75 81L77 80ZM95 78V79H94ZM96 78H98V81H97V79ZM101 78V79H100ZM108 78H110L111 79V81H110V79H108ZM136 80L135 82H134V79ZM208 79V78H211V79H214V81H218L217 83H219V84H217L216 82V85H213V86H211V88L212 87H214V88H216V91L215 90H208L209 88L208 87H205V86H207V85H209V84H206L205 86H204V83H202L203 81H204V79ZM91 79H92V81H91ZM94 79V80H93ZM104 79V80H103ZM108 79V80H107ZM116 79V80H115ZM125 80V81H123V80ZM130 79H132V80H130ZM82 80V81H81ZM91 81L90 83H89V81ZM101 80H103V81H101ZM124 82V84H123V82ZM129 80H130V82H129ZM162 80V81H163ZM185 80V81H184ZM189 80V81H188ZM201 80V81H200ZM208 80H210V79H208ZM207 80V81H208ZM101 81V82H100ZM106 81V82H105ZM114 81V82H113ZM116 81V82H115ZM119 81V82H118ZM121 81V82H120ZM160 81V80H159ZM178 81H180V82H178ZM200 81V82H199ZM207 81H205L206 83H207ZM85 82V83H84ZM148 84H146V83ZM194 83V85L192 86V84L191 83ZM195 82H197V84L199 83L200 85L201 84H203V85H201V86H204L205 88H203V87H200L199 86V84H198V87H200V88H202V90L204 89V90H208V92H210V94L209 93H207V91L206 92H202V94H201V92H199V91H197V89L195 88V86L197 85H195ZM95 83V84H94ZM98 83V84H97ZM99 83L100 84H102V85H99ZM113 83V84H112ZM115 83V84H114ZM163 83H164V81H163ZM188 83V84H187ZM209 83H213V82H211V81H209ZM92 84H94V85H97V88H96V86H92ZM122 84V85H121ZM138 84H140L139 86H141V87H139V86H137ZM227 84V85H226ZM106 85V86H105ZM145 85V86H144ZM175 85H177V87H175V90H174V87L173 86H175ZM181 87H180V86ZM211 85V84H210ZM104 86V87H103ZM119 86V87H118ZM183 86V87H182ZM190 86L193 88V90H194V88L196 89L195 91H197V92H199L200 94H198V93H196L195 91H192V92H190ZM216 86V87H215ZM225 86V87H224ZM231 87V88H229V89H232L233 90V92L235 91V89H238V92L237 93H239V94H242V93H244V92H246V90H249V91H247L246 93L248 94V92H250V94H252V96H251V98L253 97V98H257V99H254V100H256L255 102H254V100H252L251 101V98H250V94H248V97L250 98V101H249V98L247 97V95L246 94H244L245 95V97H247L248 99V101L246 102L245 100H243V101H241V99H238V97L236 98V96L234 95V96H230V92L231 91H228L227 92V87ZM256 86V87H255ZM90 87H92V88H90ZM93 87H94V89L96 88V90H91V89H93ZM143 87V88H142ZM167 87H169V88H167ZM197 87V86H196ZM197 87V88H198ZM210 87V86H209ZM238 87V88H237ZM98 88V89H99ZM167 88V89H166ZM173 88V89H172ZM177 88V89H176ZM191 88V89H192ZM206 88H208V89H206ZM217 88H218V90H217ZM223 88V89H222ZM234 88V89H233ZM243 88V89H242ZM149 89V90H148ZM222 91H221V90ZM228 89V90H229ZM90 90V91H89ZM116 90V91H115ZM158 90V91H157ZM167 90H169V91H167ZM198 90H200L199 88H198ZM201 90V91H202ZM95 91H97V92H95ZM127 91V92H126ZM129 91V92H128ZM211 91L213 92V94H211ZM217 91H218V93H217ZM221 91V93H219ZM224 91V93H228V95L227 96H225V94L224 93H222ZM240 91H242V93H240ZM260 91H263V92H260ZM86 92V91H85ZM117 92V93H116ZM134 92V93H133ZM173 92V93H172ZM217 93V94H219V95H216L215 93ZM233 92H232V94H233ZM236 92H234V94L236 93ZM96 93V94H95ZM103 93V94H102ZM175 93V94H174ZM181 93V94H180ZM183 93V94H182ZM192 93V94H191ZM194 93V94H193ZM205 93H207V94H205ZM236 93V94H237ZM258 94V96H257V94ZM83 94L86 96V93H84L83 92ZM95 94V95H94ZM157 94V95H156ZM159 94H160V96H159ZM197 94V95H196ZM205 94V95H204ZM221 94V95H220ZM223 94H224V96H223ZM254 94V95H253ZM90 95V96H89ZM132 95V96H131ZM161 95H163L162 97H164L165 96V99L164 98H162L161 97ZM175 95V96H174ZM180 95H182L183 97H178V96H180ZM201 95V96H200ZM259 95L261 96V97H259ZM263 95V96H262ZM135 96V97H134ZM171 97V99H170V97ZM168 97V98H167ZM235 99H234V98ZM263 97V98H262ZM105 98V99H106ZM137 98V99H136ZM143 98V99H142ZM181 98H182V100H181ZM252 98V99H253ZM261 98V99H263V100H261L260 99V101H262V102H260L259 101V99ZM167 99V100H166ZM187 101L186 103H185V100ZM219 99V100H218ZM121 100V101H120ZM175 100H176V102H175ZM179 100V101H178ZM240 102H239V101ZM257 100H258V102H257ZM115 101V102H114ZM140 102V103H139ZM175 102V103H174ZM178 102H182V103H179L178 104ZM237 102V103H236ZM254 102V103H253ZM146 103V104H145ZM169 103H170V105H169ZM177 103V104H176ZM263 103V104H262ZM181 104H183V105H181ZM185 104V105H184ZM126 105V106H125ZM259 105V106H258ZM145 107V108H144ZM178 107V108H177ZM204 107V108H203ZM147 109V110H146ZM200 109V110H199ZM138 110H140V111H138ZM143 110V112H141ZM151 111V112H150ZM162 111V112H161ZM198 111V112H197ZM148 112H150V113H152V114H150V113H148ZM154 113L156 114V115H154ZM206 113H208V114H206ZM159 115V116H158ZM160 116H162V118L160 117ZM231 116V117H230ZM167 119H166V118ZM248 117V118H247ZM250 117V118H249ZM153 118H150V119H153ZM165 118V119H164ZM246 118V119H245ZM258 118V119H257ZM243 119H245L244 120V124L241 122V121H243ZM249 119V120H248ZM250 119H251V121H250ZM170 120V121H169ZM248 120V122H247V124H248V126H247V124H246V121ZM163 121H164V123H163ZM169 121V122H168ZM234 123V124H231V123ZM239 122V123H238ZM171 124V125H169V124ZM221 123V124H220ZM257 124V125H256ZM166 125H168V126H166ZM193 125V126H192ZM259 125V126H258ZM5 126H13V125H5ZM3 127V126H2ZM15 129H13L12 127V129H13V131H9L11 128L10 127H3L4 129L3 130H7V132L6 131H3V130H0V133L1 134H3L2 133V131L3 132H5L3 135L5 136L6 135V140L4 139V138H1L0 140H5V142L4 143H6L7 141V144L10 146H8L7 144H5L6 145V148L4 147V143H3V141H0V144L3 146V149H0V150H6L7 148H11L10 150H13L12 148H16V147H21L20 149H15V150H21V149H25V151L26 150H28V152L27 153H23L24 155H29V156H31V154L32 155H34V154H36L37 152L40 154V151H37L38 150V147H39V149H41L40 147L41 146H39V145H36V143H35V141H34V143H31V142H33L32 140L31 141H29V139L28 138H26L25 137V132H24V134H22L23 132L22 131H18V127H15V126H13ZM173 127V128H172ZM225 127V128H224ZM0 128H1V124H0ZM10 128V129H9ZM18 128V129H17ZM243 128V129H242ZM2 129V128H1ZM172 130V131H171ZM234 130V131H233ZM175 131H176V133H175ZM241 131V132H240ZM248 131L250 132V133H248ZM19 132V133H18ZM18 136L17 138H16V135ZM253 133H255V134H253ZM0 134V135H1ZM14 134V135H13ZM181 134H183V135H181ZM241 134V135H240ZM19 135L23 138V140H24V138H26L28 141H23L22 140V138L21 137H19ZM177 135V134H176ZM2 136V135H1ZM26 136H28V135H26ZM199 136V137H198ZM29 137V136H28ZM252 137V138H251ZM257 137V138H256ZM260 137V138H259ZM8 138V139H7ZM14 138V139H13ZM20 138V139H19ZM30 138V137H29ZM249 140H248V139ZM254 138V139H253ZM18 139L21 141H18ZM31 139V138H30ZM216 140V141H215ZM239 140V141H238ZM204 141H206V142H204ZM217 141H218V143H217ZM250 141V142H249ZM251 141L253 142V143H251ZM3 144H2V143ZM10 142V143H9ZM22 142H25V144L27 145V147L30 145H32V147H31V149L32 148H34L35 146H36V149H33V152H32V150H29V149H27V148H23V147H26L25 145H24V143H23V145L22 146H20L21 144H22ZM37 142V141H36ZM219 142H222L223 143V145L222 144H220ZM13 143V144H12ZM29 143V144H28ZM38 143V142H37ZM16 144V145H15ZM19 146H18V145ZM219 144V145H218ZM262 144V145H261ZM13 145V147H11ZM34 145V146H33ZM216 145H218V146H216ZM222 145V146H221ZM226 147H225V146ZM8 146V147H7ZM38 146V147H37ZM219 146H221V147H219ZM227 146H228V148L229 147H231V149H230V151L228 150V148H227ZM222 147H224V148H222ZM0 148H2V147H0ZM5 148V149H4ZM30 148V147H29ZM44 149V148H43ZM224 151H223V150ZM234 151H233V150ZM239 149V150H238ZM15 150H13V151H15ZM22 150V152H24ZM42 150V149H41ZM228 150V151H227ZM240 150L241 151H244V152H240ZM36 151V153H34ZM247 151V152H246ZM6 152V151H5ZM7 152H11V151H9V149L7 150ZM30 152V153H29ZM32 152V153H31ZM43 152H45V153H43ZM46 152H48V151H46V150H42V153H43V155H38V154H36V156H39L40 158L42 157V161H41V163H51L54 159V157H52L51 156V154L49 155L48 153H50V152H48L47 154L49 155L48 157H50V158H47V157H45V155H47L46 154ZM228 152H230V153H228ZM233 152V153H232ZM227 155H226V154ZM235 153H239L238 155H235ZM244 154V156L246 157H243V154ZM45 154V155H44ZM229 154V155H228ZM230 154H232V155H230ZM242 154V155H241ZM235 155V156H234ZM248 155H249V157H248ZM35 155H34V158L36 157ZM235 158H234V157ZM240 156V157H239ZM242 156V157H241ZM252 156V157H251ZM254 156V157H253ZM33 157V156H32ZM39 157H38V160H39ZM247 157H248V159H247ZM256 157V158H255ZM43 158H47V159H43ZM56 158V157H55ZM242 158V159H241ZM244 158V159H243ZM252 158H254V160L252 159ZM259 158V159H258ZM36 159H37V157H36ZM57 159V161L59 162V164H60V160H58V158H56ZM60 159H62V158H60ZM252 159V160H251ZM262 159V160H261ZM43 160H46V161H43ZM63 160V159H62ZM62 160H61V162H62ZM241 160H243V161H241ZM241 161V162H240ZM250 161V162H249ZM25 161H23V162H21V161H17V166H15L16 165V163H14L13 164V167H17V168H9V166H8V169H6L7 168V166L3 169V167H1L2 169H3V171H7V170H12V173H13V171L15 170L16 172L17 171H19V172H17V174L19 175L20 174V176H19V178L18 177H16V180H10V178L8 179V180H1L0 179V199L1 200H3V202L4 203H1L2 205H3V207H2V205H0V208H3V209H6V208H9L10 210L12 209H14L15 208V211L13 210V211H3V210H1L2 212H4V213H0L1 215H0V219H1V221H0V234H1V244H2V242L4 241H6L7 239H10L11 237L9 236V238H8V233L11 231L10 230V228H11V226L12 225H16V224H18L19 225V223H20V225L21 224H24V225H21L20 226V228H22L23 229V227H24V229L25 228H27V230H28V232H27V230L25 229V231L23 230H21L20 229V231H22V232H24V233H22V232H20L19 231V233H22L23 234V236H20V235H22V234H19L17 231H15V230H17V228L16 227H18V230H19V226L17 225V226H13L14 228H11V229H13L12 231H14L15 233H18V234H15L14 232H12L11 234H13V238H11L9 241L11 242V240H16L17 238H18V240L20 239V240H22L23 238L22 237H24V240H25V243H21L20 244V242H23V241H20V242H17L16 244L18 245V244H20V245H18V246H20V247H18V246H16V247H13L12 246V244L14 245L15 244V242L16 241H12V243H10V242H8V243H10V245L9 246H11V247H9L8 246V243H7V241H6V243H3V244H7V245H5V247H4V245H1L0 246V248L2 247H4L3 249H4V252L3 253H1L3 250L1 249L0 250V263L1 264H15L14 262H16V264L18 263V264H44L45 262H47V263H45V264H65V262L66 261H69V263L70 264H83V263H80V261H81V258L80 257H82V256H80V255H82V254H87V256H94L95 258H100L101 260L104 258V257H102L103 255L105 256L106 255V257L104 258V260H103V262L102 263H100V264H152L154 261V264H191V263H193V264H235V263H237V264H244L245 262H248V260H249V257L251 256L252 258H251V260H249V262L247 263V264H252L251 262H253V263H255L257 260L255 259V261H254V258L255 257H261L260 259H262V261H264V259H263V256H262V254L261 253H259L258 251H256V250H254L252 247V250H251V248L250 247H248L247 246V248L246 249H248L247 251L248 252H250V254L248 253V252H246V250H244L243 248H244V245H242V243H240L242 246H240V244H238L237 243V241L236 242H234V241H232V240H229V239H227L226 241H223L222 239V241L221 240H219V239H216V240H218L216 243H217V246L215 247V242L213 243L212 242V245L214 246V249L216 250V254L214 255L213 253H211V252H215V250L213 251H210V254L209 255H207L206 256V254H208L209 252H208V250L204 247V246H202L203 244L202 243H200L199 241L197 242V240L196 241H193V240H191V239H189V238H186V237H184V239L186 240V242H185V240L183 241L186 245H188V248H187V246H186V248H187V250H186V248H184V244H182V241H177V240H172V238L173 239H177L178 237L180 238V235L179 236H177L176 235V237L177 238H174L175 237V235L173 236L172 234V238H171V235L169 234V233H171V232H166L165 233V231H161L162 232V234H161V232H159L160 234H158V233H156V232H158L159 230H156V231H154V229L153 230H151V228L150 227H148V225L145 223V221H142V220H140V218L138 217V215L137 214H135L134 212H132V210H130L131 212H129V211H123V212H121V214H120V212L119 213H117V211H115L116 213H117V216H116V218H117V220L119 221L120 219H122V218H120V219H118L119 218V216L120 217H123V215H124V213L125 212H127V213H125L126 215L125 216H127L128 215V218L126 217L125 218V220H120L119 221V223L121 224H119V223H117V224H114L115 222H116V219H115V216H114V218H113V215L111 214V216H112V218H111V216H110V213H109V215L106 213V215H107V217L109 218V216H110V218L108 219V220H110V221H107V222H111L114 226L115 225H118V227L116 228V226L114 227L115 228V230L116 229H118V228H120L121 227V230L120 229H118V230H116V231H110V229L112 228V229H114L113 227H108V229H109V231H108V229L105 227V226H108L107 224H105V226L103 225V227L105 228V231L106 232H104L105 234H106V236L104 237V238H106V239H102L103 237L101 236L103 233H102V231H99V229L100 230H103V229H101V228H98V227H100V225H102V222H100V225L99 224H96L95 222L93 223V220L91 219L90 220V222L92 223V225H91V223L89 222V217L92 215V213L93 212H91L90 213V211H92L93 209H94V207L92 206L93 204H91V202H89L90 200H87V202H88V205L90 204V207L92 206V208H91V210H90V208H89V206H86V203H85V207H88L89 209H86L85 208V210L83 209V205H81V202H83V201H81V202H79V201H77V203H78V205H77V203L75 202L76 201V199H78L77 197H75V195L73 194V196H74V198H73V196H72V198H71V196H69V198H68V195L69 194H72V192H70V188L68 187H65V185H64V183L63 182H61L60 180H57L58 182H59V184L58 183H55V182H53V181H55V176L52 174L51 176H53V179H51V178H49V176H47L48 174L47 173H49V172H47V173H44L42 170H40V171H38V168L35 170V169H32L31 167H29V165H30V163H28L29 165H26L25 163H24ZM39 162H40V160H39ZM55 162H56V160L53 162L54 164H55ZM244 162V163H243ZM256 162H257V164H256ZM262 162V163H261ZM18 163H20V164H18ZM22 163H24V164H22ZM251 163V164H250ZM259 163V164H258ZM261 163V164H260ZM53 164V165H54ZM57 162H56V164L55 165H59ZM12 166V165H11ZM10 166V167H11ZM32 166V165H31ZM19 167V168H18ZM26 167V168H25ZM260 167V168H261ZM0 168V169H1ZM31 168V169H30ZM259 168V169H260ZM6 169V170H5ZM24 169V170H23ZM1 171V170H0ZM2 171V172H3ZM38 171V172H37ZM42 171V172H41ZM46 171V170H45ZM7 172H11V171H7ZM7 172H5L6 174H8ZM5 173H1L0 172V174H4V175H6ZM11 174V173H10ZM10 174H8L7 175V177H12V175H14V174H11V176H10ZM15 175V176H18V175ZM37 176V178H38V180H40L39 178H42L43 180H40V181H44V180H46V179H44V178H47V179H51V180H53V181H50L51 183H53L52 185L50 184V182L48 183H46V181H44V183L43 182H41L42 184H40L39 182H37V178L35 177V175ZM37 174H39L40 176H44V177H39ZM28 175V176H27ZM0 176H2V175H0ZM15 176H13L14 178H15ZM47 176V177H46ZM6 177V178H7ZM55 177V178H54ZM17 178H18V180H17ZM33 178H35L36 180H33L34 181V183H33V181H32V179ZM24 179V180H23ZM57 179V178H56ZM26 180H28L27 181V183H24ZM12 181H14V182H12ZM17 181H19V182H17ZM21 181H24L23 183L21 182ZM7 182V183H6ZM11 183V184H10ZM20 183V184H19ZM30 183V184H29ZM31 183H33L34 184V186H33V184H31ZM36 183L38 184L37 186H36ZM60 183H62V185L63 186H60ZM9 184V185H8ZM15 184V185H14ZM18 184V185H17ZM26 184V185H25ZM4 185V186H3ZM20 185H22V186H20ZM24 185V186H23ZM33 187H32V186ZM46 185V186H45ZM56 185H58L57 187H56ZM39 186V187H38ZM3 187H5V188H3ZM11 187V188H10ZM15 187V189L17 190V192H16V190L15 189H13ZM17 187V188H16ZM30 187V188H29ZM38 187V188H37ZM43 187H45V188H43ZM53 187V188H52ZM57 189H56V188ZM64 187V188H63ZM41 188H43V189H41ZM48 188V189H47ZM62 190H60V189ZM63 188V189H62ZM65 189V190H64ZM67 189H69L68 191H66ZM33 190V191H32ZM37 190V191H36ZM42 190V191H41ZM58 190V191H57ZM30 191V192H29ZM63 191H64V195L62 194L63 193ZM11 192H13V193H11ZM62 192V193H61ZM69 192V193H68ZM8 193V194H7ZM9 193L10 194H14L13 196H11L12 197V199L10 200L9 198H11L10 196H9ZM37 193H39V194H37ZM47 193V194H46ZM54 193H56V194H54ZM60 193L62 194L61 195V197L63 196H65V195H67V199H73V201H74V199H75V201H74V203H73V201H70V203H69V209H66V208H64V207H62V206H65L66 205V202H60V204L59 205H61V206H58V204L56 203L55 204V202L56 201H58V203H59V200L60 201H62L63 199L60 197L59 198V196H60ZM67 193V194H66ZM5 194V195H4ZM54 194V195H53ZM7 195L9 196V198L7 197ZM17 195V196H16ZM44 195V196H43ZM46 195V196H45ZM53 195V196H52ZM58 196V200H56V197ZM5 196H6V198H8L9 200H10V202L8 201V204L6 203L7 202V199L5 198ZM14 196H15V198H14ZM40 196V197H39ZM35 197V198H34ZM14 198V199H13ZM18 198V199H17ZM44 198V199H43ZM5 199V200H4ZM26 199H29V200H26ZM40 199V200H39ZM49 199V200H48ZM62 199V200H61ZM65 199H66V197H65ZM64 199V200H65ZM66 199V201H68ZM26 200V201H25ZM52 200H53V202H54V206H53V202H52ZM79 200V199H78ZM6 201V202H5ZM45 201H47V202H50L49 204L47 203V205H51L50 206V209H49V206L46 208V202ZM12 202V204H10ZM16 202V203H15ZM23 202H24V204H23ZM36 202H38V204L36 203ZM43 202V203H42ZM51 202H52V204H51ZM69 202V201H68ZM5 203L7 204V205H9V206H6L5 205ZM19 203H21L22 205H20ZM40 203V204H39ZM61 203H63V204H65V205H63V204H61ZM73 203V204H72ZM19 204V205H18ZM28 204V205H27ZM44 204V205H43ZM12 205V207L10 208V206ZM33 205V207H31ZM38 205V206H37ZM79 206V208H80V205H81V207L82 208H80V210L82 209L83 210V214L82 213H80V211H79V208H78V210H77V212L79 211V213L80 214H82V215H84L85 213H87L86 215H90V216H82V222H84V223H86L87 222V224H89V225H87V228L86 227H83L82 226V228H79L78 227V229H79V231H80V233L81 232H83L82 230H87L86 232L89 234V233H91V232H88L89 230L90 231H94L95 230V227H94V224H96L97 226H96V232L97 233H99L100 232V236H101V241H99L100 239L98 238V236H97V234H96V232L94 231V233H93V231H92V235L91 234H89V235H91V237L87 234L86 235V232L85 233H83L84 235H79L78 236V234H79V231H78V233L77 234H75L76 233V230H74L73 228V230L75 231V233H74V231L72 230V229H67V230H70L68 233H71V234H68L67 233V231H65V229H64V231H63V229H60V231H58L59 229H57V228H55V231L56 232H53L54 230V228H52V230H49V229H45V225H47V223L45 224V222H40L39 223V225L42 227V225H43V223L45 224V225H43V228L41 229L40 227H39V225H38V223H36V221H34V216L33 215H35L37 212V209H39V208H41L39 211H40V213H43L42 211H44V212H46V211H48V210H51L52 209V211H53V208H54V212L55 213H60V211H58L59 209H61L62 211L63 210H65V211H67V213L69 212L68 210H71V213H72V211L74 212V210H73V207H75L76 209H77V207L76 206ZM24 206V207H23ZM37 206V207H36ZM42 206H44L45 207V209H44V207H42ZM56 206H58L57 208H56ZM73 206V207H72ZM6 207V208H5ZM51 207H53V208H51ZM66 207V206H65ZM67 207H68V203H67ZM21 208V209H20ZM36 208V209H35ZM25 210V211H27L26 213L23 211V210ZM30 209H34L35 210V212L33 213V211L32 210H30ZM42 209H44V210H42ZM16 210L18 211V213L16 212ZM20 210H22L23 212L21 213V211ZM46 210V211H45ZM81 210V211H82ZM87 210H89V211H87ZM0 211V212H1ZM30 211H32V213H30ZM39 211H38V213H39ZM57 211V212H56ZM61 211V213H63V212H65V211H63L62 212ZM85 211V212H84ZM114 211H113V213H114ZM53 212V213H54ZM89 212V213H88ZM128 212L129 213H133V214H135V216H137V217H135V216H133L132 215V217L133 218H135V220L132 218V217H129V214H128ZM30 213V216L28 215ZM67 213H65V214H67ZM70 213V214H71ZM115 213V214H116ZM14 214V215H13ZM16 214H17V216H16ZM32 214V215H31ZM64 214V213H63ZM64 214V215H65ZM118 214H120V215H118ZM25 215H26V217H25ZM67 215H69V214H67ZM67 215H65L66 217H69V216H67ZM105 215V214H104ZM14 216V217H13ZM29 216V217H28ZM31 216H33V217H31ZM80 216V217H81ZM124 216V217H125ZM131 216V215H130ZM87 217V219H88V221H87V219H85ZM123 217V218H124ZM17 218V219H16ZM24 218V219H23ZM33 218V219H32ZM91 218V217H90ZM133 219L131 222H129L128 221V219L129 220H131V219ZM136 218H139V222H140V224H138L139 222L137 221L138 219H136ZM14 219H15V221H14ZM28 219V220H27ZM30 219V220H29ZM80 219V220H81ZM85 219V220H84ZM10 220V221H9ZM37 220V219H36ZM127 220V221H126ZM20 221V222H19ZM106 221V220H105ZM121 221H123V222H121ZM134 221V222H133ZM135 221H137L138 223H135ZM3 222V223H2ZM17 222V223H16ZM24 222V223H23ZM79 222H81V221H79ZM89 222V223H88ZM114 222V223H113ZM128 222V223H127ZM133 222V223H132ZM142 222V223H141ZM11 224V226H9V229H8V231H7V225L8 224ZM99 223V222H98ZM105 223V222H104ZM103 223V224H104ZM124 224V225H123ZM142 224H145V225H142ZM30 225V226H29ZM34 225V226H33ZM36 225H38V227H35ZM110 225V224H109ZM113 225H110V226H113ZM119 225H120V227H119ZM141 226V227H139V226ZM4 226H5V228H4ZM48 226V225H47ZM46 226V228H48ZM91 227L92 228V230H91V228H89V227ZM125 226V227H124ZM133 227V230H132V232L129 230V229H132V227ZM144 226H146V228L144 227ZM4 229H3V228ZM30 227V228H29ZM131 227V228H130ZM136 227V229H134ZM139 227V228H138ZM2 228V229H1ZM16 228V229H15ZM34 228V229H33ZM125 228V229H124ZM141 228V229H140ZM147 228H149V230L147 229ZM6 229V230H5ZM15 229V230H14ZM30 229V230H29ZM44 229V230H43ZM57 229V230H56ZM77 229V228H76ZM107 229V230H106ZM129 230L133 235H132V237H131V233L129 232V231H127V230ZM4 231L5 232V235L7 234V236L5 237V238H3V236H2V234L4 235V232L3 233H1V231ZM36 230H37V232H36ZM46 230V231H45ZM62 230V231H61ZM99 232H98V231ZM120 230V231H119ZM128 232V233H130L129 235H128V233L126 232V231ZM38 231H41V232H43V233H41V232H38ZM52 231V232H51ZM59 233H58V232ZM73 233H72V232ZM108 231V232H107ZM123 231V232H122ZM135 233H134V232ZM29 232H30V234H29ZM61 232V233H60ZM112 232V233H111ZM163 232H164V234H163ZM25 233H27V234H25ZM115 233V234H114ZM34 234H36V235H34ZM49 234V235H48ZM95 234V237L96 238H98L99 240L97 241V239L96 238H94V241H95V243H94V241H92L93 240V235ZM105 234H103V235H105ZM149 234V235H148ZM14 235H18L17 236V238L15 239V237H14ZM25 235H27V236H30L29 238H25L26 236ZM48 235V236H47ZM69 235V236H68ZM72 235V236H71ZM76 235V236H75ZM99 235V234H98ZM111 235V236H110ZM120 235V236H119ZM127 235H128V237H127ZM137 235H139V236H137ZM156 235V236H155ZM163 235V236H162ZM165 235V236H164ZM169 236L171 239H169V237H166V236ZM12 236V235H11ZM32 236V237H31ZM34 236H35V238H34ZM39 236V237H38ZM61 236V237H60ZM64 236H65V238H64ZM87 238H86V237ZM99 236V237H100ZM113 236V237H112ZM130 236V237H129ZM42 237V238H41ZM49 237V238H48ZM51 237H53V238H51ZM68 237L70 238V239H73V240H71V241H73L72 243H74V245L73 246H75L76 244H77V242H78V244H79V242H80V239H81V237H82V241H86V244H85V242H83L85 245H83V243L81 242V244H77L78 245V247H77V245L75 246V248L72 246V243H71V241H69V240H67L68 239ZM77 237V239H75ZM84 237L86 238V239H88V240H90V241H88V240H86V239H84ZM89 237V238H88ZM137 237V238H136ZM3 238V239H2ZM55 238V239H54ZM58 238V239H57ZM62 238H63V242H62V245L63 244H65V243H67V244H65L67 247L65 248V250L63 249V247H65V246H62L61 245V241H62ZM110 238H114V239H111V241H110ZM132 238H133V240H132ZM139 238L141 239V240H139ZM144 238V239H143ZM156 238V239H155ZM164 238H167V239H169L168 240V243L171 241V243L172 244H168V243H166V241H167V239H165L166 241L165 242H163L164 241ZM181 238H183V236L181 237ZM5 239V240H4ZM26 239H31V240H33V241H31V240H26ZM41 239V240H40ZM44 239H46V240H44ZM47 239H51V241L49 240L48 242H47ZM52 239H54V240H56V241H54V240H52ZM59 239H61V240H59ZM125 239H127V240H125ZM147 239H150V240H147ZM189 239V240H188ZM3 240V241H2ZM17 240V241H18ZM57 240H59L58 242H57ZM77 241V242H75V241ZM79 240V241H78ZM103 240H107V243H105V241L103 242ZM135 240H137V241H135ZM156 240L159 242H156ZM159 240H161V241H159ZM179 240H182V239H179ZM190 240H191V242H190ZM225 240V239H224ZM27 241H31L30 242V244L32 243V242H34L33 244H32V246L27 242ZM35 241H37V242H39V244L41 245H38L37 244V242L35 243ZM41 241H43V242H41ZM44 241H46V243H47V245H45L44 243ZM52 241H54L55 242V244H56V242H57V244H59V245H61L62 246V252L60 251L61 249L60 248H56V246L55 245H53L52 247H53V249H49V247H50V245H49V243H51ZM67 241V242H66ZM139 241H141V243L139 242ZM153 241H155V244H154V242ZM174 241V242H173ZM189 241V243L190 244H192L194 247H192V249H194V250H192V249H190L191 247V245L190 244H188L187 242ZM228 241H229V243H230V245L228 244ZM230 241H232V242H230ZM43 243V244H41V243ZM68 242H69V244H71V246H68ZM89 242H91L90 244H89ZM98 242H101V243H98ZM108 242H110V243H108ZM111 242H112V244H111ZM122 242V243H121ZM165 243L164 245L166 246V245H168V246H166V248L165 249H161V247H165V246H162L163 245V243ZM180 242V243H179ZM193 242V243H192ZM195 242V243H194ZM220 242V243H219ZM221 242H223V243H221ZM53 243V242H52ZM104 243H105V245H107L108 244V246H109V244H110V246L112 245H114V246H118L119 248L121 247V250L120 251H127L126 253H128L130 250H132L131 251V253H133L131 256H133V257H129V256H127V257H129L128 259H127V257H125L124 255H123V259L121 258V256H120V259H117V257H119V256H117L116 257V251L114 252L113 250H112V248H110L109 250H111L112 251V253L108 250H105L106 248L104 247ZM152 243V244H151ZM23 244V245H22ZM28 244L30 245V246H28ZM37 244V245H36ZM54 244V243H53ZM56 244V245H57ZM92 244H94V245H92ZM102 244V245H101ZM160 244H162V245H160ZM175 246H179V247H174V245ZM180 244H181V246L182 247H180ZM194 244H196L197 246L195 247V245ZM227 244V245H226ZM22 245V246H21ZM52 245V244H51ZM59 245L57 246V247H59ZM82 247H81V246ZM96 245H98V246H96ZM125 245V246H124ZM143 245V246H142ZM155 245V246H154ZM199 245V246H198ZM225 245V246H224ZM232 245H233V248H232ZM237 245H238V247H237ZM8 246V247H7ZM25 248H24V247ZM35 246V247H34ZM60 246V247H61ZM103 246V247H102ZM128 246V247H127ZM136 246V247H135ZM157 246V247H156ZM169 246H171V247H169ZM172 246L174 247V249L172 248ZM201 246V247H200ZM229 246V247H228ZM236 246V247H235ZM8 248V249H6V251H5V248ZM23 247V248H22ZM26 247H27V249H26ZM37 247H39V248H37ZM41 247V248H40ZM42 247H44V248H42ZM84 247L86 248V249H84ZM118 247H114V248H116V249H118ZM147 247V248H146ZM170 248V249H168V250H171L172 251V254H171V251H168L167 250V248ZM220 247V248H219ZM227 247V248H226ZM243 247V248H242ZM15 248H17L16 250H15ZM20 248H22V249H20ZM30 248V249H29ZM69 248V249H68ZM81 248V249H80ZM138 248V249H137ZM145 248V249H144ZM154 248V249H153ZM173 250H172V249ZM179 248H183V253L181 252V249H180V252H178L179 251ZM200 250H199V249ZM202 248V249H201ZM216 248H218L220 251H217V249ZM238 248H241V249H237ZM48 249L50 250V251H48ZM57 249H59L58 251H60V252H57ZM83 249V250H82ZM92 249V250H91ZM125 249V250H124ZM147 249V250H146ZM177 249V250H176ZM185 249V250H184ZM190 249V250H189ZM224 249V250H223ZM227 249V250H226ZM232 249V250H231ZM9 250V251H8ZM31 250V251H30ZM34 250V251H33ZM41 250H43V251H41ZM45 250V251H44ZM47 250V251H46ZM70 250H72L73 251V253H72V251H70ZM89 250V251H88ZM102 250H104V251H102ZM141 250H142V252H141ZM191 250L192 251H194V252H191ZM198 250H199V252H198ZM203 250L204 251H206L207 250V252L205 253V252H203ZM241 250H243V253H244V256H245V254H247L246 256H247V258H246V256L244 257L243 256V258H246V260H244L243 261V259H241L242 258V255H241V253H242V251L240 252ZM40 251V252H39ZM69 251V252H68ZM78 251V252H77ZM79 251H81L80 253H79ZM93 251V252H92ZM103 253H102V252ZM122 251V252H123ZM177 251V252H176ZM187 251V252H186ZM201 251V252H200ZM223 251V253H219V252H222ZM232 251V252H231ZM252 251H253V253L254 252H256V254H260V256H258V255H253V253H252ZM12 252V253H11ZM44 252V253H43ZM76 252V253H75ZM100 252V253H99ZM106 252V253H105ZM108 252V253H107ZM123 252V253H124ZM135 252H136V254H135ZM154 252V253H153ZM157 252V253H156ZM174 252H175V254H178V253H181V255H180V259L178 258V256H179V254H178V256L176 255H174ZM186 252V253H185ZM200 253V254H198V253ZM203 252V253H202ZM224 252H226V253H231V254H226V253H224ZM236 252L238 253V252H240L239 254L241 255H239L238 254V256L236 255ZM19 253V254H18ZM31 253V254H30ZM35 253V254H34ZM49 253V254H48ZM54 253H55V255H54ZM56 253L58 254V255H56ZM69 253V254H68ZM70 253H72V254H70ZM75 253V254H74ZM95 253V254H94ZM105 253V254H104ZM109 253H111V254H113V253H115V255L113 254V256H111V254H109ZM153 253V254H152ZM168 253V254H167ZM189 253V254H188ZM192 255H191V254ZM197 253V254H196ZM234 253V254H233ZM242 253V254H243ZM252 253V254H251ZM41 254V255H40ZM45 254V255H44ZM59 254H60V256H59ZM62 254V255H61ZM101 256H99V255ZM103 254V255H102ZM145 254V255H144ZM186 254V256H184ZM213 254V255H212ZM217 254H219L218 255V257H220L221 255V259H223L222 257L223 256H225V254H226V262H225V257H224V259L223 260H221V259H219L218 258V260H217V258H216V256H217ZM224 254V255H223ZM255 254V253H254ZM49 255V256H48ZM65 255L66 256H70V257H72L71 259H73V260H71V261H73V263H71V261L69 260L70 259V257L68 258V259H66V261H64L63 260V256H64V259L66 258L65 257ZM109 255H110V257H112V260L110 259V261H109V259L108 260H105V259H107V257L108 258H110L109 257ZM138 255V256H137ZM165 255V256H164ZM188 255H190V256H188ZM195 255H197V257L195 256ZM199 255H201V256H199ZM229 255H234V258L233 259H230V258H228V257H230ZM250 255V256H249ZM74 256V257H73ZM77 256H79V257H77ZM89 257V258H94V257ZM99 256V257H98ZM152 256V257H151ZM157 256V257H156ZM160 256V258H158ZM167 256H169V257H167ZM193 256L195 257L194 258V260H192L193 259ZM208 256H209V259H206V258H208ZM214 257V259H216V261L213 259V257ZM30 257H34V259H31ZM36 257V258H35ZM53 257V258H52ZM58 257V258H57ZM77 257V259H79L80 258V261H78L77 259H75ZM116 257V260L114 259ZM138 257H139V259H138ZM149 258V259H146V258ZM181 257H184V258H181ZM200 258V257H204V258H200V260H202V259H204L205 260V262H203L204 260H202V261H200L199 259H197V258ZM235 257H236V259H238V261L239 262H235V261H237L236 259H235ZM241 257V258H240ZM3 258V259H2ZM133 258V259H132ZM166 258H168V259H166ZM232 258V257H231ZM23 259V260H22ZM28 259H30V260H32L30 263H29V261H27ZM45 259V260H44ZM51 259V260H50ZM61 259V260H60ZM99 259V260H100ZM122 259V260H121ZM197 259V260H196ZM242 260L241 262H244V263H241L240 262V260ZM260 259H258V261L255 263V264H262V263H264V262H260L261 260ZM2 260V261H1ZM43 260V261H42ZM74 260L76 261V263H74ZM130 260H132V261H130ZM136 260V261H135ZM147 260V261H146ZM159 260V262L157 263V261ZM167 262H166V261ZM174 260V261H173ZM208 260V261H207ZM228 260H235V261H229L228 262ZM38 261V262H37ZM78 261V262H77ZM109 261V262H108ZM115 261V262H114ZM163 261V262H162ZM193 261V262H192ZM195 261H197V262H195ZM219 261V262H218ZM224 261V262H223ZM251 261V262H250ZM43 262V263H42ZM57 262V263H56ZM100 262V261H99ZM123 262V263H122ZM136 262H138V263H136ZM142 262V263H141ZM166 262V263H165ZM174 262V263H173ZM189 262V263H188ZM233 262H235V263H233ZM260 262V263H259ZM67 263V262H66ZM68 263V264H69ZM95 263V262H94ZM94 263H92V264H94ZM96 263H98V262H96ZM95 263V264H96ZM86 264V263H85ZM91 264V263H90ZM246 264V263H245Z\"/></svg>",
    "mask_w": 264,
    "mask_h": 264
}]
</instances>
